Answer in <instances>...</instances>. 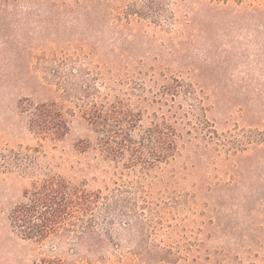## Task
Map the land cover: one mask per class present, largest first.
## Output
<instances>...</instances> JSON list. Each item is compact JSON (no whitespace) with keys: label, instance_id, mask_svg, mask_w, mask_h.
Here are the masks:
<instances>
[{"label":"trees","instance_id":"obj_1","mask_svg":"<svg viewBox=\"0 0 264 264\" xmlns=\"http://www.w3.org/2000/svg\"><path fill=\"white\" fill-rule=\"evenodd\" d=\"M4 26L17 31L19 42L71 48L80 73L100 64L124 86L113 99H98L99 91L85 86L87 100L74 104L95 133L79 150L94 151L111 170L105 188L113 194L104 206L119 208L124 227L133 218L139 239H158L155 247L165 254L184 246L171 239L196 223V240L183 247L188 252L214 264H264V156L254 155L264 152V128L243 120L217 129L230 119L229 70L238 61L262 63L264 0H0ZM12 44L4 41L0 50L7 55ZM11 54L16 63L22 59ZM12 74L0 67V75ZM46 89L41 100L27 95L16 107L37 139L61 140L71 105ZM256 94L244 114L262 117L264 94ZM41 148H0V171L30 178L8 210L11 230L43 240L68 227L80 238L102 239L108 221L101 226L97 218L100 189L53 172ZM38 264L66 263L53 257Z\"/></svg>","mask_w":264,"mask_h":264},{"label":"rangeland","instance_id":"obj_2","mask_svg":"<svg viewBox=\"0 0 264 264\" xmlns=\"http://www.w3.org/2000/svg\"><path fill=\"white\" fill-rule=\"evenodd\" d=\"M5 20L7 21V16ZM28 32V30L23 32L26 37ZM17 34V31L7 26L0 28L1 47L4 41L13 43L11 46L7 45V55L6 51L0 50V67H5L7 70L8 66L15 72L10 76L0 75V148L17 145L42 146L41 149L46 154L53 172L76 182L83 181L88 190L100 189L103 199L99 202L97 218L100 225L103 220L108 222L103 223V238L99 240H94L90 235L80 238L78 230L68 227L61 228L43 240L21 238L11 230L7 214L15 203L21 201L23 189L30 184V178L18 174L17 171L2 172V170L0 171V264H38L43 258L53 257L60 258L66 264H158V262H161L160 264H214L213 258L206 260L202 255L190 253L183 248L187 247L192 240H196V223H194V229L186 230L185 236L176 234L171 239V242L175 241V243L179 240L175 246H184L168 249L165 254H161L155 247L158 239L153 240L148 236L143 241L139 239L140 226L135 225L133 218H129L132 226L130 224L124 227L122 221L127 217L119 215L117 211L119 208L105 209V203L112 199L113 194L105 188L106 185L111 184V170L104 171V167L101 166L103 164L94 155V151L79 150L84 145L81 142L93 140L95 133L87 119L74 108V104L87 100L84 96L87 94L83 90L85 86L92 87L90 92L96 88L99 91L98 94L96 93L98 99H102V95L110 99H113L116 94L120 96L124 86L113 81V78L109 77L110 75L103 69L104 67L98 66L100 64L96 67L87 65L86 70L80 73V66L72 65L70 62L71 48L61 52L55 41H49L38 48L40 43L37 41L28 42V44L25 43L27 40L19 42L21 37L16 39ZM50 36L52 37V32ZM11 52H16L22 59H19L17 63L14 62ZM262 58V63L238 61L229 70V76L233 75L231 79L234 82L229 88L231 98L227 99L229 106L226 107L225 112L229 114L230 119L228 124L217 125L219 131L243 120L244 122L240 124L264 128L263 114L262 117H252L251 113L244 114L248 113L247 110L252 104L251 99L256 92L264 94V57ZM72 68L78 71L72 73ZM245 72L252 78L251 83L241 80L242 78L250 80V77L244 76ZM46 86L49 92L52 89V96L71 105V110L65 109L64 112L69 131L61 140L37 139L29 130L26 114L20 113L16 107L18 100L26 98L27 95L34 96L36 101L41 100L47 94ZM262 103L264 104V97ZM240 105L243 106L242 112L238 111L237 106ZM216 116L221 118L223 114L216 113ZM254 155L264 156V152H257ZM101 216L106 219H102ZM105 228H108L109 235L106 234Z\"/></svg>","mask_w":264,"mask_h":264}]
</instances>
